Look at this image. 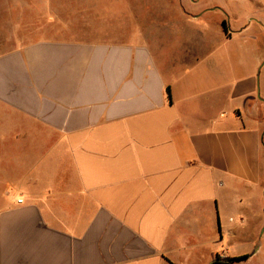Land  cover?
I'll use <instances>...</instances> for the list:
<instances>
[{
    "label": "crops",
    "instance_id": "0c3cea01",
    "mask_svg": "<svg viewBox=\"0 0 264 264\" xmlns=\"http://www.w3.org/2000/svg\"><path fill=\"white\" fill-rule=\"evenodd\" d=\"M189 1L0 55V264H259L264 0Z\"/></svg>",
    "mask_w": 264,
    "mask_h": 264
},
{
    "label": "rangeland",
    "instance_id": "374dc122",
    "mask_svg": "<svg viewBox=\"0 0 264 264\" xmlns=\"http://www.w3.org/2000/svg\"><path fill=\"white\" fill-rule=\"evenodd\" d=\"M187 7L189 0H0V55L45 38L130 40L127 14L144 23L147 16L179 15L183 9L190 13ZM104 12L119 14L106 20ZM239 245L243 249L244 244ZM261 250L258 263L264 264V247Z\"/></svg>",
    "mask_w": 264,
    "mask_h": 264
},
{
    "label": "trees",
    "instance_id": "16d2710c",
    "mask_svg": "<svg viewBox=\"0 0 264 264\" xmlns=\"http://www.w3.org/2000/svg\"><path fill=\"white\" fill-rule=\"evenodd\" d=\"M168 97L169 99H171L170 89H168ZM243 259L244 257H240V258H230L225 261H220L219 258L217 257L211 264H233L234 262L241 261Z\"/></svg>",
    "mask_w": 264,
    "mask_h": 264
},
{
    "label": "built area",
    "instance_id": "2783aa9c",
    "mask_svg": "<svg viewBox=\"0 0 264 264\" xmlns=\"http://www.w3.org/2000/svg\"><path fill=\"white\" fill-rule=\"evenodd\" d=\"M18 203H20V204H21V203H23V201H22V200H19V201H18Z\"/></svg>",
    "mask_w": 264,
    "mask_h": 264
}]
</instances>
